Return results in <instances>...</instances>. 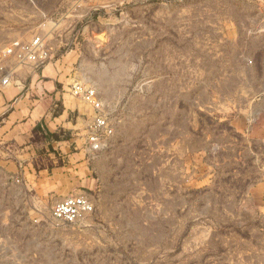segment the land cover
Returning a JSON list of instances; mask_svg holds the SVG:
<instances>
[{"label": "rangeland", "instance_id": "374dc122", "mask_svg": "<svg viewBox=\"0 0 264 264\" xmlns=\"http://www.w3.org/2000/svg\"><path fill=\"white\" fill-rule=\"evenodd\" d=\"M36 37L30 139L0 113V264H264V0H0V66ZM72 195L94 210L56 220Z\"/></svg>", "mask_w": 264, "mask_h": 264}, {"label": "built area", "instance_id": "2783aa9c", "mask_svg": "<svg viewBox=\"0 0 264 264\" xmlns=\"http://www.w3.org/2000/svg\"><path fill=\"white\" fill-rule=\"evenodd\" d=\"M4 51V50H3ZM9 54L15 58V63L0 66V90L8 85H11L14 78L15 66H30L38 68L43 65L48 57L49 50L43 43L40 37L33 38L30 41H14L11 46L3 52L4 60H9ZM0 62H3L0 60ZM13 65V66H12ZM73 94L81 97L85 102L90 104L94 110L99 113L102 110V102L98 97L97 92L90 86L81 82H76L72 88ZM96 129H107L106 119L103 115L98 114L95 121L92 123ZM99 138H92V144L99 145ZM94 210L92 202L83 195L68 196L55 203L52 214L53 217L63 223H74L81 220L85 215Z\"/></svg>", "mask_w": 264, "mask_h": 264}, {"label": "crops", "instance_id": "0c3cea01", "mask_svg": "<svg viewBox=\"0 0 264 264\" xmlns=\"http://www.w3.org/2000/svg\"><path fill=\"white\" fill-rule=\"evenodd\" d=\"M15 83L16 81L0 90V113H2L8 107L12 108L13 110L10 114V118L12 120L7 122L6 128L2 133L4 135L2 136H4L6 139L17 138V140L21 139L22 141L26 142L28 139H30L31 133L27 132L25 123L19 122L16 125L15 120L19 117V115H22L23 109L30 105V102H28V96L26 92H23V88ZM56 94L59 95V91L56 92ZM44 106L45 102L41 101L40 103H37L35 107L30 110L31 116L34 118L41 117L45 112ZM23 152L24 154H27L25 153V150H23Z\"/></svg>", "mask_w": 264, "mask_h": 264}]
</instances>
